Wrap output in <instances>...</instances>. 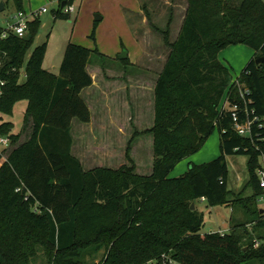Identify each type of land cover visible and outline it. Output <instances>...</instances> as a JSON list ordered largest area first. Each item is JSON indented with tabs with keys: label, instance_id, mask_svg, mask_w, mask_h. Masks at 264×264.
<instances>
[{
	"label": "trees",
	"instance_id": "obj_1",
	"mask_svg": "<svg viewBox=\"0 0 264 264\" xmlns=\"http://www.w3.org/2000/svg\"><path fill=\"white\" fill-rule=\"evenodd\" d=\"M9 1L23 11L21 0H3ZM56 13L69 15L59 8ZM39 24L35 17L22 36L5 37L0 26V112L11 113L16 101H28L24 141L17 143L22 131L13 134L10 122L0 123V136L13 145L6 158L7 149L0 151V264H27L38 249L48 264H87L86 257L96 259L101 249L92 264H149L163 253L181 264H264V211L254 213L244 204L249 217L244 223L225 233H202V214L191 209L200 198L207 206L234 202L227 155H247L253 197L264 192L256 172L264 157V59L256 63L264 57V1L187 0L176 39L170 42L168 29L163 31L170 52L153 88V125L145 131L153 138L149 175L135 174L134 165L84 171L72 155V120L90 121L80 94L93 82L86 66L92 53L104 57L68 42L55 75L42 68V43L26 59L21 81ZM235 44L253 50L238 75L248 87L245 103L233 94L230 68L218 58ZM226 95L229 108L220 110ZM234 105L247 108L246 114L239 112L241 120L257 119L251 136L234 130ZM215 128L220 155L170 177Z\"/></svg>",
	"mask_w": 264,
	"mask_h": 264
},
{
	"label": "rangeland",
	"instance_id": "obj_2",
	"mask_svg": "<svg viewBox=\"0 0 264 264\" xmlns=\"http://www.w3.org/2000/svg\"><path fill=\"white\" fill-rule=\"evenodd\" d=\"M21 1L22 10L27 13L42 11L43 7L46 9L39 14L38 30L25 53L20 68L21 81L26 59L32 49L42 43L46 44L42 68L55 75L59 74L68 42L96 49L104 57L102 59L92 53L86 66L94 81L93 86L83 92V99L89 103L91 119L86 125L73 120L72 155L79 159L84 171L95 167L118 169L122 165H134L135 174L149 175L153 161V138L145 131L153 125V88L170 52V47L164 43L163 31L168 29L170 42L176 39L187 0H72L69 3L74 11L68 16L56 13L58 8L63 13L64 6L59 7V4L64 0ZM16 12L12 2H7L4 10L0 11V26L6 29L13 24ZM95 14H99L101 19L95 20ZM123 50L128 53L129 62L126 65L118 58ZM252 55V49L244 44L229 45L218 53L219 60L229 66L232 80H237V83L233 81V94L239 100H244L248 87L238 79V75ZM224 99L227 106V95ZM27 105V99H20L13 105L11 113L0 112V123L10 122L13 134L22 131L17 143L26 139L23 128ZM29 125L27 123L26 126ZM12 146L0 143V151L7 149L4 158ZM220 153L219 133L215 128L204 145L189 159H182L187 160H181L169 176L181 175L192 164L208 162ZM247 160L245 154L226 156L227 186L233 192V203L207 206L199 200L195 201L194 208L203 217L202 233L228 232L229 221L232 225L244 223L249 218L245 216L244 204L254 213L264 210V192L253 197L254 187L249 181ZM259 164L264 167V157H259ZM239 196L243 198L241 201L237 200ZM248 227H251L250 224ZM102 252L103 249L94 260L87 256V264L97 263ZM27 264H48V260L42 249H38Z\"/></svg>",
	"mask_w": 264,
	"mask_h": 264
},
{
	"label": "built area",
	"instance_id": "obj_3",
	"mask_svg": "<svg viewBox=\"0 0 264 264\" xmlns=\"http://www.w3.org/2000/svg\"><path fill=\"white\" fill-rule=\"evenodd\" d=\"M43 11H45V8H42ZM74 11L73 6L68 2V0H65V5L63 7V12L70 14L71 12ZM14 19V23L13 24H9L8 27L6 29L3 28V31L1 33V37H5L9 32H12L14 34H16L17 36H22L27 28V23H28V18L25 12L23 11H17L16 15L13 17ZM234 82L237 80H233ZM4 84V81H0V94H1V86ZM225 101H221V105H220V110H225L229 108V103L226 106L225 102L226 99H224ZM245 103V100H244ZM239 106L234 105V107H232V113H231V117H232V122H233V128L234 130L241 136H251V126L254 122H256V118L253 119H249L248 117H246V119L243 121L240 119L239 116V112L243 111L245 114L247 113V108L246 106L242 108H238ZM0 143L4 144V145H8L9 144V139L7 137H3L0 136ZM257 176L259 178V185L260 187L264 188V167H259L257 169ZM203 199V198H202ZM149 264H181L180 262L174 260L169 254L163 253L160 255L159 260H150L148 262Z\"/></svg>",
	"mask_w": 264,
	"mask_h": 264
},
{
	"label": "crops",
	"instance_id": "obj_4",
	"mask_svg": "<svg viewBox=\"0 0 264 264\" xmlns=\"http://www.w3.org/2000/svg\"><path fill=\"white\" fill-rule=\"evenodd\" d=\"M0 1H2L3 2V0H0ZM60 1V0H59ZM60 3V2H59ZM5 5L6 4H4V2H3V10H4V7H5ZM61 5L59 4V7H60ZM44 8V7H43ZM46 11V10H45ZM23 12H25L24 10H23ZM41 12H43V10L41 11V10H38V11H32V12H30V13H27V12H25L26 13V15H27V18H28V21H31V20H33L35 17H38L39 18V14L41 13ZM252 52H253V50H252ZM224 64L225 65H227L225 62H224ZM228 66V65H227ZM87 67H88V64H87ZM87 69V68H86ZM88 71V70H87ZM88 73H90V72H88ZM91 74V73H90ZM92 77V76H91ZM92 81H93V79H92ZM93 83H94V81L92 82V84L90 85V86H88V87H85V88H83V90L81 91V96L84 98L85 96L83 95V92L86 90V89H88V88H91L92 86H93ZM85 102L87 103V106H88V108H89V103L87 102V100H85ZM89 110H90V108H89ZM90 119H91V110H90ZM73 120H76V119H73ZM73 120H72V122H71V129H72V123H73ZM77 121V120H76ZM79 122V121H78ZM80 123H83V122H80ZM89 122H86V123H83V124H88ZM190 158V156L187 158V159H189ZM187 159H185V160H187ZM185 160H182L181 162H183V161H185ZM263 190H264V188H263ZM200 202H203V203H206L203 199H198ZM225 205H230V204H225ZM231 211L233 212V207H231ZM264 211V210H263ZM262 211V212H263ZM229 228L228 229H230L233 225L231 224V221H229ZM222 233H225V231L224 232H222Z\"/></svg>",
	"mask_w": 264,
	"mask_h": 264
},
{
	"label": "water",
	"instance_id": "obj_5",
	"mask_svg": "<svg viewBox=\"0 0 264 264\" xmlns=\"http://www.w3.org/2000/svg\"><path fill=\"white\" fill-rule=\"evenodd\" d=\"M64 5H65V0L62 2L61 6H64ZM2 10H3V2L0 1V11H2ZM100 19H101V16L99 14H95V20H100ZM127 57H128V53L126 52V50H123V52L118 55V58L120 60L125 59ZM263 59H264V57L256 59V63L261 62ZM193 208H194V203L191 204V209H193ZM260 211L262 212L263 210H260Z\"/></svg>",
	"mask_w": 264,
	"mask_h": 264
}]
</instances>
